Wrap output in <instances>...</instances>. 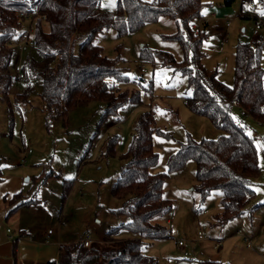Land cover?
<instances>
[{
    "label": "rangeland",
    "instance_id": "rangeland-1",
    "mask_svg": "<svg viewBox=\"0 0 264 264\" xmlns=\"http://www.w3.org/2000/svg\"><path fill=\"white\" fill-rule=\"evenodd\" d=\"M256 1L258 10L264 11V1ZM101 2L103 8H116V0ZM203 2L204 16L215 13L217 17L208 19L202 62L208 69L217 70L222 81L233 84L237 44L259 39L253 34L254 18L250 17L254 10L247 4L241 16L240 0L231 4L225 0ZM230 17L231 24L226 26L225 20ZM23 27L27 30L29 21ZM178 29L175 18L162 15L122 37L109 28L95 38L107 56L127 69L129 80L120 85L141 93V103L129 102L116 114H104L105 104L94 100L73 108L66 118L48 117L40 79L32 80L33 89L26 103L16 100V94L25 90L23 80L13 85L8 100L0 94V155L5 160L0 200L18 190L38 199V205L23 211L37 229L38 234L33 232L37 241L68 243L88 234L92 241L105 243L107 231L128 220L127 215L116 213L123 200L113 194L112 187L127 160L134 124L143 111L152 109L157 125L169 133L154 134V148L160 156L159 163L152 168L154 172L167 171L170 155L189 137L201 140L217 138L222 133L208 117L194 113L186 103L192 93L186 73L163 63L159 57L142 59L145 47L170 52L181 61L182 43L171 37ZM18 46L20 67L30 47ZM141 67L146 71L142 72ZM148 83L151 85L145 87ZM236 113L238 120L246 124V130L256 137L259 156L260 173L254 179L256 195L249 205L251 209L264 202V123L249 115L240 116L239 109ZM116 134L115 148L108 150V141ZM29 149L31 152L27 153ZM25 155V163L19 164L18 160ZM195 185L193 159L166 179L164 192L172 209L154 220L168 226L171 234L165 238H145L144 251L155 256L160 264H204L206 259H218L224 264H264V206L219 225L215 215L222 209L221 190L215 189L202 199ZM200 230L204 238L199 237ZM132 236L124 227L115 234L119 238ZM245 236L251 241H246ZM179 240L184 241L185 249L178 244ZM217 240H221L220 247L215 246ZM50 248L47 252L52 251L53 247Z\"/></svg>",
    "mask_w": 264,
    "mask_h": 264
},
{
    "label": "trees",
    "instance_id": "trees-1",
    "mask_svg": "<svg viewBox=\"0 0 264 264\" xmlns=\"http://www.w3.org/2000/svg\"><path fill=\"white\" fill-rule=\"evenodd\" d=\"M101 1L0 0V94L8 100L13 85L23 80L25 90L16 94V100L26 103L33 89L32 80L40 79L48 117L66 118L73 108L94 100L105 104L104 114H116L129 102L141 103V93L120 85L129 80L127 69L107 56L95 38L109 28L122 37L162 15L177 20L179 29L171 37L182 43L184 58L178 61L170 52L144 47L142 59L159 57L163 63L186 73L192 89L186 103L194 113L208 117L222 133L217 138L201 140L189 137L170 155L168 170L154 172L152 168L160 160L154 148V134L169 133L157 125L152 109L143 111L134 124L127 160L112 187L113 194L123 200L116 213L127 215L128 220L109 229L105 243L92 241L85 245L80 238L62 244L58 260L48 262L160 264L155 256L144 251L145 238L170 236L171 229L154 218L171 211V200L164 192L165 181L190 159L196 164L195 189L201 198L215 189L222 192V209L215 215L219 225L264 206V202H259L249 209L256 195L254 179L260 173V163L256 137L246 130V124L238 120L236 113V109L245 108L249 116L264 123V38L237 44L234 83L228 84L220 79L217 70L208 69L202 62L208 23L197 32L193 24L205 17L203 0H116L114 10L103 8ZM35 10L46 14V19L39 14L33 19L32 36L37 44L27 45L30 49L18 67L20 48L13 41L25 31L24 23L29 21L19 13ZM117 140L118 134L109 139L108 150L115 148ZM4 167L5 160L0 155V182ZM123 227L133 236L115 237ZM204 264L224 263L206 259Z\"/></svg>",
    "mask_w": 264,
    "mask_h": 264
},
{
    "label": "crops",
    "instance_id": "crops-1",
    "mask_svg": "<svg viewBox=\"0 0 264 264\" xmlns=\"http://www.w3.org/2000/svg\"><path fill=\"white\" fill-rule=\"evenodd\" d=\"M207 22L209 23V20ZM22 200L31 201L20 205ZM38 204L39 201L34 195L32 197L23 195L22 190L12 195L6 194L3 200H0V264H48L49 261L58 260L60 246L66 243L47 244L37 241L33 237V232L38 234L34 223L23 214L24 209H32ZM8 228H11V232ZM50 247H53L52 251L47 252Z\"/></svg>",
    "mask_w": 264,
    "mask_h": 264
},
{
    "label": "built area",
    "instance_id": "built-area-1",
    "mask_svg": "<svg viewBox=\"0 0 264 264\" xmlns=\"http://www.w3.org/2000/svg\"><path fill=\"white\" fill-rule=\"evenodd\" d=\"M242 9L240 10V15L242 16L245 13V10L243 9L244 6H246L247 4H250L252 9L254 10V12L251 14L254 17V27H253V34L256 37H263L264 38V11L258 10L259 6H258V2L256 0H240ZM39 14L42 18L46 19V14H42L39 13L38 10L35 11H21L19 13L20 16L22 17H26L29 20V28L25 31H23V33L19 36L18 39L13 41V44L16 45H20V44H24V45H29L31 47L36 46L37 41L36 39L32 36V31H33V19L35 18V16ZM215 18L216 14L214 13L211 17H204L203 20H201L200 23L196 22V24L194 25V28L198 31L201 28L202 25V21L207 22L208 19L210 18ZM231 20L232 18H227L226 20V24L227 26H229L231 24ZM141 71L144 72L146 71L145 67H141ZM240 113L242 116H247L249 115V112L245 109V108H241L240 109ZM260 122V121H259ZM262 123V122H260ZM240 124V123H239ZM31 149L28 150L27 153H30ZM26 161V155L23 156L20 160H19V164L23 165ZM8 231L11 232V228H8ZM52 230H49V233H51ZM199 237L204 238V234L203 232L200 230L199 231ZM81 240L84 241L85 245H90V243L92 242L91 238L89 237L88 234L83 235ZM245 240L250 242L251 239L248 236H245ZM178 244L185 249V245H184V241L183 240H179ZM221 245V240H217L215 246L219 247ZM185 254H187V251H184Z\"/></svg>",
    "mask_w": 264,
    "mask_h": 264
},
{
    "label": "snow or ice",
    "instance_id": "snow-or-ice-1",
    "mask_svg": "<svg viewBox=\"0 0 264 264\" xmlns=\"http://www.w3.org/2000/svg\"><path fill=\"white\" fill-rule=\"evenodd\" d=\"M261 147H264V146H261Z\"/></svg>",
    "mask_w": 264,
    "mask_h": 264
}]
</instances>
